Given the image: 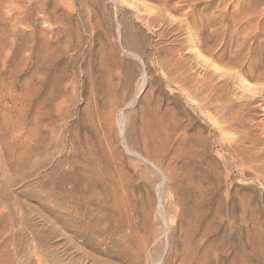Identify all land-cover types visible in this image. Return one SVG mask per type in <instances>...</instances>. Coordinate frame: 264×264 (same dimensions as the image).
Returning a JSON list of instances; mask_svg holds the SVG:
<instances>
[{
    "label": "rangeland",
    "instance_id": "374dc122",
    "mask_svg": "<svg viewBox=\"0 0 264 264\" xmlns=\"http://www.w3.org/2000/svg\"><path fill=\"white\" fill-rule=\"evenodd\" d=\"M0 264H264V0H0Z\"/></svg>",
    "mask_w": 264,
    "mask_h": 264
}]
</instances>
